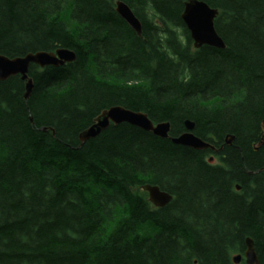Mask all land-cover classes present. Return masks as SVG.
<instances>
[{
	"label": "trees",
	"instance_id": "obj_1",
	"mask_svg": "<svg viewBox=\"0 0 264 264\" xmlns=\"http://www.w3.org/2000/svg\"><path fill=\"white\" fill-rule=\"evenodd\" d=\"M116 1L0 0V54L75 53L30 64L26 101L20 75L0 81V264H244L248 236L264 264V0H202L222 49L193 46L187 0H121L140 35ZM114 105L169 121V137L190 120L218 150L128 123L80 145Z\"/></svg>",
	"mask_w": 264,
	"mask_h": 264
},
{
	"label": "water",
	"instance_id": "obj_2",
	"mask_svg": "<svg viewBox=\"0 0 264 264\" xmlns=\"http://www.w3.org/2000/svg\"><path fill=\"white\" fill-rule=\"evenodd\" d=\"M115 11L137 35L141 34L140 22L126 3L117 0L115 2ZM217 13V9L211 8L202 0H187L184 3L181 19L189 31L195 48H199L202 45H209L221 49L225 47L223 40L214 28V19ZM74 60L75 53L63 47L56 48L54 51L39 50L14 57L0 54V81L13 75H20L24 81L23 99L26 101L33 88L32 79L28 76L30 64H35L40 68L46 66L57 67ZM120 123L131 124L151 132L157 137L169 138L174 144L187 146L195 150H218L213 144L193 133L194 123L190 120L184 121V132L176 137H169V121L153 123L146 113L127 109L121 105L110 106L94 117L92 123L79 133L78 140L80 145L88 139L99 135L110 124L117 125ZM42 130L45 131L46 128H42ZM232 139L233 137L231 135H227L224 143L230 145ZM208 160L211 162L213 157H209ZM238 188L239 186L236 185V189ZM141 189L147 192L148 200L156 207L165 206L172 198L168 192L161 190L157 185L144 184ZM241 259L242 256L239 254L234 255L232 258L235 264H238ZM243 259L244 264H260L254 249L253 239L249 236L245 238Z\"/></svg>",
	"mask_w": 264,
	"mask_h": 264
},
{
	"label": "bare ground",
	"instance_id": "obj_3",
	"mask_svg": "<svg viewBox=\"0 0 264 264\" xmlns=\"http://www.w3.org/2000/svg\"><path fill=\"white\" fill-rule=\"evenodd\" d=\"M154 135V134H153ZM171 141V140H170Z\"/></svg>",
	"mask_w": 264,
	"mask_h": 264
}]
</instances>
